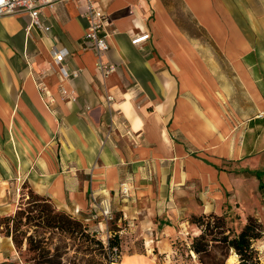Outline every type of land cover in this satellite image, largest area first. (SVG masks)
I'll return each instance as SVG.
<instances>
[{
  "label": "crops",
  "instance_id": "obj_1",
  "mask_svg": "<svg viewBox=\"0 0 264 264\" xmlns=\"http://www.w3.org/2000/svg\"><path fill=\"white\" fill-rule=\"evenodd\" d=\"M95 2L112 21L106 77L82 45V2L44 6L46 32H27V15L0 16V188L15 178L99 233L108 205L121 238L115 264H202L190 218L236 207L240 167L264 151V0ZM143 31L149 39L133 44ZM52 45L81 70L63 82L75 102L49 69ZM44 70L51 106L36 83ZM5 239L15 249L0 230V264Z\"/></svg>",
  "mask_w": 264,
  "mask_h": 264
},
{
  "label": "rangeland",
  "instance_id": "obj_2",
  "mask_svg": "<svg viewBox=\"0 0 264 264\" xmlns=\"http://www.w3.org/2000/svg\"><path fill=\"white\" fill-rule=\"evenodd\" d=\"M39 50L36 52L38 54ZM27 51L24 52V57L27 62H30V57ZM239 174L240 178L235 183V202L236 207L230 209H224L222 213H215L222 215L225 218V228L227 232L230 231V235L237 234L248 221L249 218H255L262 224L263 232L261 237L253 240L252 247L255 250L257 258L256 264H264V151L257 155L253 160L246 162ZM20 188V190H18ZM46 197L45 195H42ZM37 197L30 194V190L20 185V181L16 182L15 178H4L2 187L0 188V225L1 232L5 235L6 224L4 220L6 216H14L16 210L22 208L25 213L21 217V222L18 224L17 235L22 240V244L19 248L9 249L6 239L3 242L5 254H7V260L4 264H32L31 251L28 250V244L26 237L32 235L34 238L44 239L46 246L51 248L52 252L58 251L63 254V261L66 264H107L103 253L99 250L97 245V252L93 256L86 255L83 252V246L87 243L85 238L80 233L70 234L66 231H61L55 227H49L46 222V214L40 212L38 209L30 211V214L40 215L39 217L27 219V211L29 208H33L35 199ZM47 198V197H46ZM49 199V198H48ZM50 200V199H49ZM40 201L41 204H47L53 206L57 210L58 208L51 201ZM47 202V203H45ZM62 210V209H59ZM76 219H80L89 225V221L84 220L83 216L78 214L73 215ZM105 224L102 225L100 233L96 231L93 225H89L88 230L96 234L97 238H100L104 244H107L109 232L114 229H118V223L110 218L104 219ZM12 226V222H9ZM192 235L190 234V238ZM192 239V238H191ZM190 239V240H191ZM230 253L234 254L233 249ZM121 256V253H120ZM120 256L117 259H120ZM238 254L235 255V263L240 264L237 260ZM206 263L208 264H228L227 259L223 256V251L220 247H212L210 256H204ZM115 264V262L111 263Z\"/></svg>",
  "mask_w": 264,
  "mask_h": 264
},
{
  "label": "trees",
  "instance_id": "obj_3",
  "mask_svg": "<svg viewBox=\"0 0 264 264\" xmlns=\"http://www.w3.org/2000/svg\"><path fill=\"white\" fill-rule=\"evenodd\" d=\"M25 184V182H24ZM29 189V188H28ZM30 190L35 199L34 207L27 211V219L37 218L40 215L30 214V211L38 209L40 212L46 214V222L49 227H55L61 231L69 232L70 234L80 233L85 238L87 243L83 246V252L87 255H95L97 249L103 253L107 264L119 261L117 257L122 251L121 238L119 233H112L108 237L107 244L96 237V234L88 230L89 225L76 219L71 213L64 210H53V206L47 204H39L40 201H48L49 199ZM50 201V200H49ZM47 203V202H45ZM25 211L20 208L16 210L14 216H6L4 220L6 224L5 235L10 236L16 248L22 244V240L18 238L17 230L18 224L21 222V217L24 216ZM12 222L10 226L9 222ZM190 221L200 228L197 235L192 236L190 241V249L193 250L200 263H206L204 256H210L212 247H220L223 251V256L226 259L232 254L230 250L233 249L235 254L239 256L240 264H256L257 258L255 250L252 247V242L261 237L263 232L262 224L255 218H249L244 227L235 235L231 236L230 231L227 232L225 228V218L222 215L209 212L207 214L194 215ZM2 221H0V225ZM117 230V229H114ZM28 250L31 251L32 264H66L63 261V254L58 251L52 252L51 248L46 246V242L41 238H34L31 234L26 237ZM94 245H97L95 247Z\"/></svg>",
  "mask_w": 264,
  "mask_h": 264
},
{
  "label": "built area",
  "instance_id": "obj_4",
  "mask_svg": "<svg viewBox=\"0 0 264 264\" xmlns=\"http://www.w3.org/2000/svg\"><path fill=\"white\" fill-rule=\"evenodd\" d=\"M69 0H0V16L1 15H27L30 20L26 26V31L29 32L34 28L41 31H48L50 26L40 18L41 9L44 6H51L57 2H66ZM84 4V13L88 18V27L84 34L82 45L88 49L93 50L96 57V68L102 77H106L115 69V66L110 61L105 60L110 44L108 42V35L111 32L112 21L108 13L101 6L96 4L95 0H76ZM149 32H141L136 34L131 42L139 44L149 39ZM69 49L66 46L52 45L50 48L49 69L58 73L61 83L59 85L60 95L68 102H75L77 100L76 90L74 87H67L64 81L77 77L81 70L79 68H68L67 58ZM47 72L44 70L36 75L37 86L45 98L48 106L53 105L55 97L52 94L48 84L45 81ZM112 95L107 94L106 99L109 103L112 100ZM20 190V188H18ZM120 192L122 195L129 193V185L126 182L121 183ZM75 213L79 212L75 208ZM111 209L108 205H104L101 211L104 219L111 218Z\"/></svg>",
  "mask_w": 264,
  "mask_h": 264
},
{
  "label": "bare ground",
  "instance_id": "obj_5",
  "mask_svg": "<svg viewBox=\"0 0 264 264\" xmlns=\"http://www.w3.org/2000/svg\"><path fill=\"white\" fill-rule=\"evenodd\" d=\"M128 102H129V101H128ZM128 106H129V105L126 104L125 111H126L127 115L130 116V110H129V107H128ZM234 259H235V253H234V254H231V255L228 257V259H227L228 264H236L235 261H234Z\"/></svg>",
  "mask_w": 264,
  "mask_h": 264
}]
</instances>
